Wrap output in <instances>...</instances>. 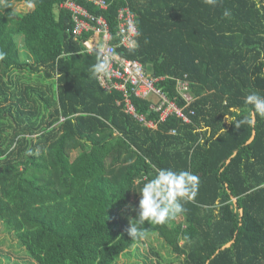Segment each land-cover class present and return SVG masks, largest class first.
<instances>
[{
  "label": "trees",
  "instance_id": "1",
  "mask_svg": "<svg viewBox=\"0 0 264 264\" xmlns=\"http://www.w3.org/2000/svg\"><path fill=\"white\" fill-rule=\"evenodd\" d=\"M65 1L34 0L18 14L13 4L28 0H0L4 231L35 264H116L149 237L178 264H264V118L236 124L250 110L245 96L264 95V0H106L105 10L75 0L105 19L112 45L117 12L129 6L136 44L117 53L164 77L158 86L171 99L175 80L188 82L192 123L173 118L156 131L127 116L116 105L120 94L92 76L90 34L75 40ZM132 101L154 118L147 101ZM71 150L79 152L71 158ZM156 168L196 175L197 193L183 214L145 222L144 236L132 239L137 193Z\"/></svg>",
  "mask_w": 264,
  "mask_h": 264
},
{
  "label": "built area",
  "instance_id": "2",
  "mask_svg": "<svg viewBox=\"0 0 264 264\" xmlns=\"http://www.w3.org/2000/svg\"><path fill=\"white\" fill-rule=\"evenodd\" d=\"M89 1L102 10L107 7L106 0ZM60 7L71 14L74 24L72 34L75 40L83 34H90L89 40L84 43L85 52H96L98 45H104L111 53L113 75L110 78H98V82L104 92L120 94L116 105L120 106L127 116L151 131L158 130L161 124L173 118L180 120L184 125L192 123L195 112L190 107L194 98L189 92V84L185 79L175 80V97L171 99L158 86L164 81V77L152 76L139 61L128 59L117 53L118 48L130 50L136 44V17L129 6H122L117 12V37L119 38L117 45L110 44L108 23L103 17L93 16L75 0H66ZM132 41H135L134 45ZM133 98L147 101L148 114L154 115V118L148 119L147 115L138 112L133 104ZM179 102L182 103L181 106ZM169 134L176 135V130H170Z\"/></svg>",
  "mask_w": 264,
  "mask_h": 264
},
{
  "label": "clouds",
  "instance_id": "3",
  "mask_svg": "<svg viewBox=\"0 0 264 264\" xmlns=\"http://www.w3.org/2000/svg\"><path fill=\"white\" fill-rule=\"evenodd\" d=\"M206 4H215L216 0H204ZM27 8L34 7V0H28ZM259 7V4H257ZM230 11L223 12L224 17L230 16ZM135 31V30H133ZM138 35V33H136ZM135 44V41H132ZM0 51V60L4 59ZM97 61L92 66V76L96 78H110L113 75L111 66L112 55L106 46L96 48ZM245 104L250 106L248 115L236 122L237 126L244 123L254 127L256 117L264 118V95L258 91H250L244 98ZM230 111H233L230 109ZM237 115H240L237 111ZM225 118L232 123L231 116ZM199 186V177L189 171H175L170 168H156L154 177L142 184L137 193L139 202L136 208L137 216L129 223L128 234L132 239L143 237L145 222L148 224H164L185 212L184 203L194 199Z\"/></svg>",
  "mask_w": 264,
  "mask_h": 264
},
{
  "label": "rangeland",
  "instance_id": "4",
  "mask_svg": "<svg viewBox=\"0 0 264 264\" xmlns=\"http://www.w3.org/2000/svg\"><path fill=\"white\" fill-rule=\"evenodd\" d=\"M26 4L24 2L14 3L12 9L18 14L32 11L33 7L27 8ZM18 44L21 45L20 39H18ZM20 52L25 54L23 50ZM78 152L79 150H71L70 157H75ZM130 202L134 203L135 200H130ZM178 261L161 239L149 237L136 243L116 264H178ZM0 264H35L26 256L24 250L18 246L15 238L4 231L1 222Z\"/></svg>",
  "mask_w": 264,
  "mask_h": 264
},
{
  "label": "water",
  "instance_id": "5",
  "mask_svg": "<svg viewBox=\"0 0 264 264\" xmlns=\"http://www.w3.org/2000/svg\"><path fill=\"white\" fill-rule=\"evenodd\" d=\"M253 138H254V134H253L252 138L250 139L249 143L253 140ZM229 246L230 245H227L226 247H229Z\"/></svg>",
  "mask_w": 264,
  "mask_h": 264
}]
</instances>
